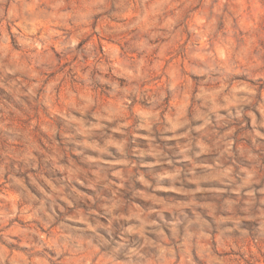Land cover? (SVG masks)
Instances as JSON below:
<instances>
[{
	"label": "clouds",
	"instance_id": "1",
	"mask_svg": "<svg viewBox=\"0 0 264 264\" xmlns=\"http://www.w3.org/2000/svg\"><path fill=\"white\" fill-rule=\"evenodd\" d=\"M163 2L0 0V264H264V0Z\"/></svg>",
	"mask_w": 264,
	"mask_h": 264
},
{
	"label": "rangeland",
	"instance_id": "2",
	"mask_svg": "<svg viewBox=\"0 0 264 264\" xmlns=\"http://www.w3.org/2000/svg\"><path fill=\"white\" fill-rule=\"evenodd\" d=\"M29 2H31V0H29ZM9 5H11L12 3H15V0H8ZM149 4L152 6L149 10V13L147 15V17L145 18V20L143 21V24L138 26V27H132L128 30H126V32L121 34V38L119 39L118 43L115 44H109L107 41L105 42V45L109 48H111L116 54H120L124 51V48L122 46H126L130 43H132L133 41H136L137 44H139L140 46H143L144 44V40L143 37L150 31H152L153 29H155L156 27H158L160 20L163 18L164 16V12L163 9L165 7V4L163 2V0H149ZM176 4V0H171V3L168 5L169 7V11H174L175 9L172 7V5ZM7 11L11 12L14 11V9H12L10 6L7 8ZM15 11H19V9H15ZM49 12L54 11L53 9H48ZM193 19L195 20L196 23H200V19L198 17H193ZM169 21L170 22H174L173 18L169 17ZM41 24H43V21H40ZM47 31L40 29L37 31V35H43L45 36L48 40H51L53 43H55L58 39L59 36L62 34L60 29L61 26L58 24H52V25H47ZM10 31V29H9ZM137 36L141 37V39L137 40ZM130 55H134V54H130ZM35 71L33 72V76H35ZM5 91L4 89H0V92ZM146 146V145H144ZM170 151L172 152L173 155H175V148H171ZM158 171V169L155 168H151L149 167L147 169V172L149 175H154L155 172ZM49 174L50 170H49ZM58 183H63L62 179L58 178L57 179ZM49 184L52 185V182L49 181ZM0 187H2V185H0ZM33 188H36V191L39 192V188L36 187V185H33ZM42 194V193H41ZM169 198H171V195L169 196ZM165 204V206L167 207L168 204L167 202H162ZM21 224H23V221H20ZM137 243H139V241H137Z\"/></svg>",
	"mask_w": 264,
	"mask_h": 264
}]
</instances>
